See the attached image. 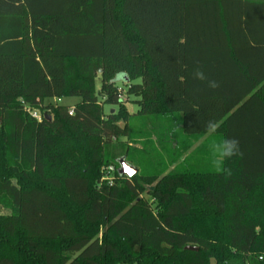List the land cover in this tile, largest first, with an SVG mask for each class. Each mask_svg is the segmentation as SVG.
I'll list each match as a JSON object with an SVG mask.
<instances>
[{"label":"trees","instance_id":"16d2710c","mask_svg":"<svg viewBox=\"0 0 264 264\" xmlns=\"http://www.w3.org/2000/svg\"><path fill=\"white\" fill-rule=\"evenodd\" d=\"M133 121L174 166L152 190L117 174ZM0 207V264H264V3L0 0Z\"/></svg>","mask_w":264,"mask_h":264},{"label":"rangeland","instance_id":"374dc122","mask_svg":"<svg viewBox=\"0 0 264 264\" xmlns=\"http://www.w3.org/2000/svg\"><path fill=\"white\" fill-rule=\"evenodd\" d=\"M122 79V77H118L115 82L122 93V101L126 105L130 114L137 113L139 107L133 102L138 101L139 98H136L134 96H128V88L126 87L125 82ZM100 88L101 79L99 78L97 80V90H100ZM80 101V98H70L65 100H58L57 102L62 105L73 107ZM116 110V108L112 109L109 106L104 107V111L106 114H108L109 112H111V114H114ZM121 125L123 129H126L125 122H121ZM128 125H130L129 127H131V129L134 131L137 144L131 143L129 138L122 139L123 142L128 144L127 149L124 150V153H126L125 155L129 154L130 161H128L138 169L140 176H158V180L153 185L147 186L148 189L152 190L156 187L158 181H160L169 172L173 171L174 166L170 167L167 171L161 172L162 165L160 164L159 146L158 144H156L157 135L155 132H152L149 126H146L142 121H133L131 122V124ZM155 126H158V124H156ZM131 134H133V132ZM133 147L135 148L136 153L132 155L130 150H133ZM106 179L107 181L112 182L113 177L108 176ZM8 214L9 212L6 209L0 207V215Z\"/></svg>","mask_w":264,"mask_h":264},{"label":"clouds","instance_id":"9594fccd","mask_svg":"<svg viewBox=\"0 0 264 264\" xmlns=\"http://www.w3.org/2000/svg\"><path fill=\"white\" fill-rule=\"evenodd\" d=\"M194 78L198 81H206L207 86L211 89L219 87V83L215 80H209L204 71L200 68L195 70ZM219 128L220 122L215 120H209L204 125L205 133L212 138L208 145L211 157L210 166L215 173L230 177L232 175V170L226 167V161L234 156H242L243 153L237 138L218 136Z\"/></svg>","mask_w":264,"mask_h":264},{"label":"water","instance_id":"95a60500","mask_svg":"<svg viewBox=\"0 0 264 264\" xmlns=\"http://www.w3.org/2000/svg\"><path fill=\"white\" fill-rule=\"evenodd\" d=\"M48 120L50 121L51 120V117H47ZM117 164H118V169H117V174L120 176V177H128V178H132L134 177L135 175L138 174V169L133 166L132 164H130L128 161H127V158L124 156L120 159L117 160ZM131 170V171H129ZM185 250L187 251H194V252H198V248H195V247H187Z\"/></svg>","mask_w":264,"mask_h":264},{"label":"built area","instance_id":"2783aa9c","mask_svg":"<svg viewBox=\"0 0 264 264\" xmlns=\"http://www.w3.org/2000/svg\"><path fill=\"white\" fill-rule=\"evenodd\" d=\"M32 117L37 119V120H41V116L37 113V112H30ZM70 115H73V111L70 112Z\"/></svg>","mask_w":264,"mask_h":264},{"label":"crops","instance_id":"0c3cea01","mask_svg":"<svg viewBox=\"0 0 264 264\" xmlns=\"http://www.w3.org/2000/svg\"><path fill=\"white\" fill-rule=\"evenodd\" d=\"M251 2H256V3H264V0H249ZM201 144V143H200Z\"/></svg>","mask_w":264,"mask_h":264},{"label":"snow or ice","instance_id":"6c2138e0","mask_svg":"<svg viewBox=\"0 0 264 264\" xmlns=\"http://www.w3.org/2000/svg\"><path fill=\"white\" fill-rule=\"evenodd\" d=\"M129 171H131V170H129Z\"/></svg>","mask_w":264,"mask_h":264}]
</instances>
